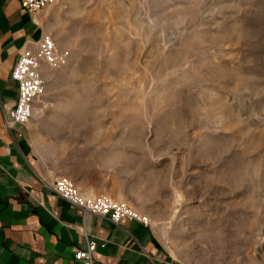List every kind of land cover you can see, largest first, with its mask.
Listing matches in <instances>:
<instances>
[{"label":"rangeland","instance_id":"374dc122","mask_svg":"<svg viewBox=\"0 0 264 264\" xmlns=\"http://www.w3.org/2000/svg\"><path fill=\"white\" fill-rule=\"evenodd\" d=\"M46 11L68 56L41 68L29 121L40 165L146 217L180 264H260L264 0H56Z\"/></svg>","mask_w":264,"mask_h":264},{"label":"crops","instance_id":"0c3cea01","mask_svg":"<svg viewBox=\"0 0 264 264\" xmlns=\"http://www.w3.org/2000/svg\"><path fill=\"white\" fill-rule=\"evenodd\" d=\"M53 23L48 11L31 15L18 0H0V264H84L74 253L87 241L97 245L93 264H180L152 226L130 219L114 225L54 194L48 185L58 176L37 161L30 123L5 126L4 113L18 97L12 71L19 55L53 32ZM73 178L81 191L91 189L85 174Z\"/></svg>","mask_w":264,"mask_h":264},{"label":"built area","instance_id":"2783aa9c","mask_svg":"<svg viewBox=\"0 0 264 264\" xmlns=\"http://www.w3.org/2000/svg\"><path fill=\"white\" fill-rule=\"evenodd\" d=\"M21 8L31 15H36L50 8L56 0H18ZM33 48L24 49L12 71V79L18 85V97L13 109L4 113L5 126L10 129L15 125L25 126L32 118L33 104L44 93V83L41 68L43 66L58 69L67 60L68 54L57 49L53 39L45 35L34 43ZM47 184L45 181H43ZM48 185V184H47ZM51 191L80 210L84 215L107 218L114 225L121 220H137L146 225L149 221L126 204L115 202L106 196H89L80 192L66 177L57 178L48 185ZM97 245L87 241L85 250L74 253L76 261L93 264V253Z\"/></svg>","mask_w":264,"mask_h":264},{"label":"bare ground","instance_id":"6f19581e","mask_svg":"<svg viewBox=\"0 0 264 264\" xmlns=\"http://www.w3.org/2000/svg\"><path fill=\"white\" fill-rule=\"evenodd\" d=\"M97 217V216H96ZM147 225V224H146ZM220 233H222V231H218L217 233H216V239H215V242L217 243V244H220V246H223V241L221 240L222 239V237H221V235H220ZM263 241V242H262ZM261 243H264V239H263V237H261L260 239H259V241H258V243L257 244H261ZM236 245H238V244H236ZM236 249L238 248V247H235ZM262 258H261V262H260V264H264V253L262 254V256H261Z\"/></svg>","mask_w":264,"mask_h":264}]
</instances>
